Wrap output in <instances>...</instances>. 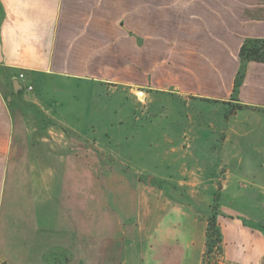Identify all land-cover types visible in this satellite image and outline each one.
Returning <instances> with one entry per match:
<instances>
[{
    "label": "crops",
    "instance_id": "1",
    "mask_svg": "<svg viewBox=\"0 0 264 264\" xmlns=\"http://www.w3.org/2000/svg\"><path fill=\"white\" fill-rule=\"evenodd\" d=\"M247 39L264 40V0H0V264H65L70 256L72 264H81L82 239L96 240L95 234H81L86 201L80 180L69 201L63 161L58 163L62 149L50 152L52 143L65 139L62 109L36 85L68 80L158 92L164 86L162 58L175 55L201 83L192 95L226 101L234 95ZM244 70L236 120L241 112L264 113V63L249 62ZM247 149L246 167L240 153L236 159L239 175L248 176L254 188L249 210L217 217L225 264H264V139H249ZM95 192L87 204H95ZM70 206L77 226L71 246L50 248ZM155 211L143 218L151 231L143 262L202 264L209 214L170 206V223L181 221L174 232L151 227ZM139 224L142 233L145 226ZM123 240L117 242L121 264ZM162 247L167 253H159Z\"/></svg>",
    "mask_w": 264,
    "mask_h": 264
},
{
    "label": "rangeland",
    "instance_id": "2",
    "mask_svg": "<svg viewBox=\"0 0 264 264\" xmlns=\"http://www.w3.org/2000/svg\"><path fill=\"white\" fill-rule=\"evenodd\" d=\"M189 71L180 56L167 62L162 58L164 86L158 92L68 80L36 85L62 109L65 139L52 143L50 152L56 146L62 149L58 163L63 161L61 179L69 201L73 202L71 191L80 180L82 202L86 201L80 209L82 236L96 235L91 242L82 239L81 264H121L117 242L122 237L124 264H145L142 254L150 246L151 231L143 218L151 217L153 210L157 221L151 227L174 232L181 221L175 218L177 225L170 223V206L198 210L209 219L249 210L248 196L254 188L248 176L239 175L236 153L246 167L249 139H264V113L241 112L236 120L239 106L234 96L223 101L192 95L201 83ZM45 108L50 119L52 105ZM93 191L95 204H87ZM73 209H65L68 213L50 238V248L63 242L71 246L77 229ZM140 222L145 226L142 233ZM167 248L158 251L167 253ZM206 253L202 264H225L222 250L208 258ZM65 264H72V256Z\"/></svg>",
    "mask_w": 264,
    "mask_h": 264
},
{
    "label": "trees",
    "instance_id": "3",
    "mask_svg": "<svg viewBox=\"0 0 264 264\" xmlns=\"http://www.w3.org/2000/svg\"><path fill=\"white\" fill-rule=\"evenodd\" d=\"M240 61L242 68L240 69L234 83V100L239 93L245 77V66L249 62L264 63V40L262 39H247L244 41L240 50ZM211 102V101H210ZM207 255L210 256L214 248L217 247L220 251L221 247V235L219 226L217 224V218L212 217L209 219V226L207 229Z\"/></svg>",
    "mask_w": 264,
    "mask_h": 264
},
{
    "label": "built area",
    "instance_id": "4",
    "mask_svg": "<svg viewBox=\"0 0 264 264\" xmlns=\"http://www.w3.org/2000/svg\"><path fill=\"white\" fill-rule=\"evenodd\" d=\"M20 78H21V79L24 78V74H23V73L20 74ZM28 89H29V90H32L31 87H29ZM206 252H207V251H206ZM219 253H220V250H219L217 247H215L213 253H212L210 256H211V257H212V256H217V255H219ZM206 255H207V253H206ZM208 257H209V256L207 255V258H208Z\"/></svg>",
    "mask_w": 264,
    "mask_h": 264
}]
</instances>
